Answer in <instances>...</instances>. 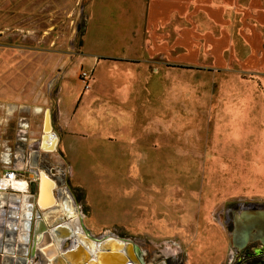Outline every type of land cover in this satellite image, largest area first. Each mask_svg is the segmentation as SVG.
I'll return each mask as SVG.
<instances>
[{
  "label": "rangeland",
  "instance_id": "374dc122",
  "mask_svg": "<svg viewBox=\"0 0 264 264\" xmlns=\"http://www.w3.org/2000/svg\"><path fill=\"white\" fill-rule=\"evenodd\" d=\"M151 5L48 0L49 24L57 25L49 38L57 33L58 40L42 45L35 60L49 68L63 63L64 80L60 158L46 161L54 175L64 168L88 199L90 226L137 244L145 264H164L176 252L190 264H209L216 239L226 247L215 221L224 201L264 207V67L242 75L161 71L151 91L141 49L150 41ZM126 57L138 63L120 61ZM81 70L91 75L83 92ZM55 178L59 198L77 207L63 177Z\"/></svg>",
  "mask_w": 264,
  "mask_h": 264
},
{
  "label": "crops",
  "instance_id": "0c3cea01",
  "mask_svg": "<svg viewBox=\"0 0 264 264\" xmlns=\"http://www.w3.org/2000/svg\"><path fill=\"white\" fill-rule=\"evenodd\" d=\"M151 3L152 32L141 48L149 66L146 74L153 77L151 91L161 71L242 75L264 67V0ZM88 4L90 18L94 7ZM53 30L57 25L49 24L48 0H0V264H145L143 250L130 240L81 229L83 216L66 212L64 205H70L63 195H56L49 212L41 206L42 175L56 172L46 157L60 158L57 151L63 136L58 112L63 63L49 68L35 60L42 45L48 49L58 40L57 33L49 38ZM133 59L120 61L137 64ZM47 110L57 136L53 151L42 143ZM8 172L15 173L13 179L5 177ZM55 189L60 190L57 184ZM58 217L71 227L59 224Z\"/></svg>",
  "mask_w": 264,
  "mask_h": 264
},
{
  "label": "flooded vegetation",
  "instance_id": "af4514ba",
  "mask_svg": "<svg viewBox=\"0 0 264 264\" xmlns=\"http://www.w3.org/2000/svg\"><path fill=\"white\" fill-rule=\"evenodd\" d=\"M63 177L64 182L66 183V187L68 189L69 195L72 197L74 201L78 204L77 207H67L64 205L66 212L73 213L77 211V215L83 216L80 220V226L83 229L87 230H96L95 227L90 226L89 224V209L85 205L88 199L81 195V192H77L78 186L70 185V179L68 172L62 168L61 173L57 174ZM54 175V177H57ZM53 177V178H54ZM55 183L59 186L60 181L55 178ZM79 190V189H78ZM62 193V190L55 189V195H59ZM63 198L68 201V197L64 194ZM224 201V206L215 214L216 225L219 228V231H222L226 236V247H223L224 242H220L216 239V248L215 254L212 252L210 257L209 264H264V245L260 242L255 241L248 243L243 249L238 250L232 247L230 242V232L227 231V228L230 225H233L234 220L237 216L241 214L243 211H249L251 209L255 210H264V207L259 206L258 204L247 202L240 203L238 201ZM234 202V203H233ZM88 204V203H87ZM89 205V204H88ZM61 217V216H60ZM58 217L59 224L63 226L71 227V223L66 222L65 219H61ZM113 233H115L113 231ZM147 255H145L146 257ZM214 259L217 262L214 263ZM164 264H190L187 259H185V254L181 252L171 253L169 256L164 257Z\"/></svg>",
  "mask_w": 264,
  "mask_h": 264
},
{
  "label": "water",
  "instance_id": "95a60500",
  "mask_svg": "<svg viewBox=\"0 0 264 264\" xmlns=\"http://www.w3.org/2000/svg\"><path fill=\"white\" fill-rule=\"evenodd\" d=\"M42 143L46 144L48 151L55 150L57 146V136L52 131L50 124L49 110L44 114V126H43V138ZM42 186L39 190V199L41 206L44 208H52L56 202L55 195V180L47 174L42 175ZM48 202L49 205L45 206ZM257 216L260 222L249 223L248 220L251 217ZM230 232V242L232 247L241 250L248 243L258 241L264 245V210L251 209L249 211H243L234 220L233 225L227 228Z\"/></svg>",
  "mask_w": 264,
  "mask_h": 264
},
{
  "label": "built area",
  "instance_id": "2783aa9c",
  "mask_svg": "<svg viewBox=\"0 0 264 264\" xmlns=\"http://www.w3.org/2000/svg\"><path fill=\"white\" fill-rule=\"evenodd\" d=\"M79 81L81 83V91H86L89 89L90 87V79H91V75L90 73H88L87 71H80L79 75H78ZM15 176V173L13 172H8L5 174V177L7 179H13Z\"/></svg>",
  "mask_w": 264,
  "mask_h": 264
},
{
  "label": "bare ground",
  "instance_id": "6f19581e",
  "mask_svg": "<svg viewBox=\"0 0 264 264\" xmlns=\"http://www.w3.org/2000/svg\"><path fill=\"white\" fill-rule=\"evenodd\" d=\"M50 122H51V121H50ZM7 181H8V180H7ZM17 182H18V181H17ZM17 182H16V183H17ZM16 183H15V184H16ZM21 184H22V183H21ZM25 184H26V183H25ZM13 185H14V183L12 184V186H13ZM23 185H24V183L22 184V186H23ZM16 186H17V185H16ZM16 186H15V187H16ZM22 186H21V187H22ZM24 186H25V185H24ZM17 187H18V186H17ZM16 189H17V188H16ZM19 189H21V188L19 187ZM22 190H23V189H22ZM24 190H25V189H24ZM19 192H20V191H19ZM11 193H12V192H11ZM37 194H38V193H37ZM36 200H37V199H36ZM38 200H39V199H38ZM32 202H33V201H32ZM48 205H49V203L46 202V203H45V206H48ZM55 205H56V204H55ZM41 208H42V207H41ZM39 209H40V208H39ZM48 209H49V208H48ZM32 210H33V209H32ZM44 211H45V210H44ZM49 211H50V209L48 210V212H49ZM42 212H43V211H42ZM44 213H45V212H44ZM46 213H47V211H46ZM46 213H45V214H46ZM41 214H42V213H41ZM42 215H43V214H42ZM44 217H45V216H44ZM76 220H77V219H76ZM77 221H78V220H77ZM48 227H49V226H48ZM81 229H82V228H81ZM47 230H48V229H47ZM50 234H51V233H50ZM47 235H48V234H47ZM44 237H45V236H44ZM48 237H50V235H49ZM45 239H46V238H45ZM29 240H30V239H29ZM42 241H43V238H42ZM44 242H45V241H44ZM38 244H39V243H38ZM43 245H44V244H43ZM37 246H38V245H37ZM41 246H42V245H41ZM38 248H39V247H38ZM47 253H48V252H47ZM52 253H53V252H52ZM48 254H50V253H48ZM54 254H55V253H54ZM37 257H38V255H37ZM45 258H46V257H45ZM51 260H52V258H51ZM45 261H46V260H45ZM56 261H57V260H56ZM43 262H44V260H43ZM46 263H47V262H46ZM55 263H56V262H55Z\"/></svg>",
  "mask_w": 264,
  "mask_h": 264
}]
</instances>
